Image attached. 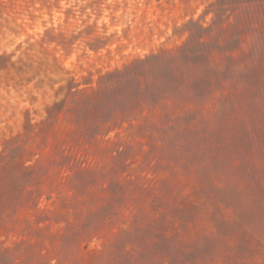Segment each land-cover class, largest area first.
I'll return each instance as SVG.
<instances>
[{
    "label": "rangeland",
    "instance_id": "374dc122",
    "mask_svg": "<svg viewBox=\"0 0 264 264\" xmlns=\"http://www.w3.org/2000/svg\"><path fill=\"white\" fill-rule=\"evenodd\" d=\"M0 264H264V0H0Z\"/></svg>",
    "mask_w": 264,
    "mask_h": 264
}]
</instances>
